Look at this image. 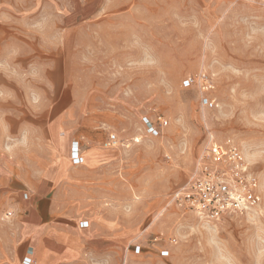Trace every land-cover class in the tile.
<instances>
[{
    "label": "rangeland",
    "instance_id": "rangeland-1",
    "mask_svg": "<svg viewBox=\"0 0 264 264\" xmlns=\"http://www.w3.org/2000/svg\"><path fill=\"white\" fill-rule=\"evenodd\" d=\"M90 1L0 0V264L54 170L48 218L75 242L49 264H264V0ZM199 73L212 89L183 86ZM213 143L256 197L217 219L173 199Z\"/></svg>",
    "mask_w": 264,
    "mask_h": 264
},
{
    "label": "built area",
    "instance_id": "built-area-1",
    "mask_svg": "<svg viewBox=\"0 0 264 264\" xmlns=\"http://www.w3.org/2000/svg\"><path fill=\"white\" fill-rule=\"evenodd\" d=\"M193 84L198 85L203 92L213 88L212 82L202 73L188 76L183 80L184 87ZM201 103L212 106L214 99L202 96ZM146 124L149 131H154L149 121ZM111 139L114 142L115 136L112 135ZM207 153L215 167L201 165L188 182L175 190L173 199L180 205L184 204L192 209L198 216L216 219L226 213L242 212L243 209L254 203L256 197L249 182L242 185V196L239 193L237 180L240 178L239 160L241 157L235 146L231 145V147L225 148L213 143L207 149ZM71 160L74 164L83 161L77 142L73 145ZM224 160H228L231 167L218 170V164ZM81 225L84 226V224ZM33 254V249L28 248L22 264H35Z\"/></svg>",
    "mask_w": 264,
    "mask_h": 264
},
{
    "label": "crops",
    "instance_id": "crops-1",
    "mask_svg": "<svg viewBox=\"0 0 264 264\" xmlns=\"http://www.w3.org/2000/svg\"><path fill=\"white\" fill-rule=\"evenodd\" d=\"M92 1L93 0H91L90 3ZM70 161L74 164L71 159ZM56 172L57 170H54L51 173L42 175L39 180L33 184L30 195L33 198L35 197V203H31L29 198L26 200L29 208H34L35 212L30 217L25 218L20 226L23 236L22 246L25 247L21 249V264L28 248L33 249V258L37 257L39 264H49L50 261L59 262L60 260H64L68 255H71V251L66 248V243L71 244L75 242V237L65 233L66 231L62 225L53 223L51 219L48 218L51 210L54 209V205L51 201L47 202V200L53 192V182H55L57 177ZM21 186H23V184L18 185L17 188L22 189L23 187ZM79 228L84 227L83 225H79ZM50 242H53L54 245L62 244L64 247L56 250L54 245H49Z\"/></svg>",
    "mask_w": 264,
    "mask_h": 264
},
{
    "label": "bare ground",
    "instance_id": "bare-ground-1",
    "mask_svg": "<svg viewBox=\"0 0 264 264\" xmlns=\"http://www.w3.org/2000/svg\"><path fill=\"white\" fill-rule=\"evenodd\" d=\"M69 157H72V140L70 141V147H69ZM27 195V193H23V195ZM25 198V197H24ZM28 197H26L25 199H27ZM28 200V199H27Z\"/></svg>",
    "mask_w": 264,
    "mask_h": 264
}]
</instances>
